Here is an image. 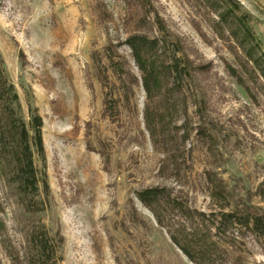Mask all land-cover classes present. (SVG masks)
<instances>
[{
  "label": "rangeland",
  "instance_id": "obj_1",
  "mask_svg": "<svg viewBox=\"0 0 264 264\" xmlns=\"http://www.w3.org/2000/svg\"><path fill=\"white\" fill-rule=\"evenodd\" d=\"M236 1L264 45V0ZM155 16L216 74L190 83V96L203 97L207 110L199 117L189 106L178 171L171 165L164 174V155L144 129L143 91L135 90V112L110 122L90 59L108 40L155 36ZM215 20L201 0H0V58L24 115L27 94L42 119L44 161L35 157L34 165L49 190L45 211L30 214L0 180V264H28V234L39 223L58 246V264H193L136 199L149 188H166L205 214L229 204L264 215V83H247V93L228 75L239 68L211 30ZM197 128L211 131L213 142ZM214 187L224 199L212 201ZM231 239L210 264H264V239L245 231Z\"/></svg>",
  "mask_w": 264,
  "mask_h": 264
},
{
  "label": "trees",
  "instance_id": "obj_2",
  "mask_svg": "<svg viewBox=\"0 0 264 264\" xmlns=\"http://www.w3.org/2000/svg\"><path fill=\"white\" fill-rule=\"evenodd\" d=\"M201 2L216 18L210 27L212 32L229 43L228 51L239 68L228 67V75L247 93V83H264V45L253 31L250 16L236 0ZM153 25L155 36L133 34L117 44L108 40L102 52H93L90 59L102 89V116L110 122L119 121L122 113L135 112V90L143 91L144 129L154 151L164 155L160 168V174H164L171 165L178 171L177 146L187 143L190 137L189 106L195 107L199 117L207 110L203 97L190 96V83L193 79L215 78L216 74L212 63L192 60L182 41L158 16ZM121 48L127 49L128 55L121 53ZM25 102L24 115L0 58V180L26 213L35 214L45 211L49 190L44 171L34 165L35 157L44 161L42 119L32 96L26 94ZM197 130V137L213 142L211 131ZM86 149L93 151L89 143ZM209 196L212 201L224 199L217 187L209 191ZM136 199L193 264H210L219 253H226L224 248L233 243L228 234L245 231L255 241L264 239V215L242 212L229 204L205 214L191 210L170 190L158 187L136 193ZM27 243L31 247L28 264H58V246L44 225L39 223L30 230ZM194 249L200 260L192 256Z\"/></svg>",
  "mask_w": 264,
  "mask_h": 264
}]
</instances>
